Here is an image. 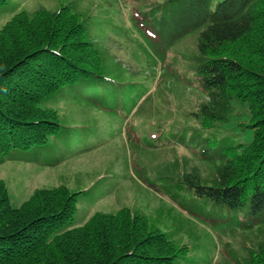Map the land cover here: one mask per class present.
Listing matches in <instances>:
<instances>
[{
	"label": "trees",
	"instance_id": "obj_1",
	"mask_svg": "<svg viewBox=\"0 0 264 264\" xmlns=\"http://www.w3.org/2000/svg\"><path fill=\"white\" fill-rule=\"evenodd\" d=\"M10 3L0 0V11ZM145 20L144 39L161 58L198 34L195 73L207 101L192 115L203 130L227 123L237 103L248 106L252 119L250 139L241 144L211 133L179 137L212 166V178L172 163L155 180L173 189L191 216L212 219L222 236L264 231V0H165ZM109 68L85 19L69 5L17 13L0 31V163L52 165L77 147L72 128L46 106L51 101L72 96L117 119L125 115L121 99L133 84L114 79ZM80 196L65 186L42 188L14 207L0 180V264L197 263L189 246L129 209L67 228ZM252 255L245 264H264V232Z\"/></svg>",
	"mask_w": 264,
	"mask_h": 264
},
{
	"label": "rangeland",
	"instance_id": "obj_2",
	"mask_svg": "<svg viewBox=\"0 0 264 264\" xmlns=\"http://www.w3.org/2000/svg\"><path fill=\"white\" fill-rule=\"evenodd\" d=\"M164 2L11 0L9 8L0 11L1 31L21 11L54 13L69 5L85 19L90 41L105 56L111 77L133 84L121 99L125 115L118 119V115L72 96L49 102L46 106L56 110L74 131L77 147L52 165L5 160L0 163V180L5 182L14 207L42 188L65 186L79 192L77 213L67 228L85 225L96 213L129 209L167 229L177 243L189 246L196 264L250 263L262 229L222 236L211 226L212 219L191 216L174 201L172 191L176 192L155 180L158 170L172 163L181 171L195 169L212 178V166L191 144H181L180 136L185 135L187 141L211 133L216 138H230L236 145L250 139L247 129L252 126L248 106L240 103L227 123L211 130H203L193 117L207 101L195 73L198 34L181 41L164 58L155 55L144 39L145 17L151 18L152 10ZM151 140L159 144L150 145Z\"/></svg>",
	"mask_w": 264,
	"mask_h": 264
}]
</instances>
